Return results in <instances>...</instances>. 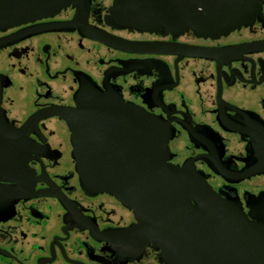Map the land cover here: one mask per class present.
<instances>
[{
    "label": "flooded vegetation",
    "instance_id": "1",
    "mask_svg": "<svg viewBox=\"0 0 264 264\" xmlns=\"http://www.w3.org/2000/svg\"><path fill=\"white\" fill-rule=\"evenodd\" d=\"M242 1L246 22L221 34L128 24L142 0H80L0 28V264H168L126 198L83 183L72 110L87 82L162 120L168 163L264 220V0ZM102 114L95 150L129 149L125 113ZM180 229L193 263L227 259L206 224Z\"/></svg>",
    "mask_w": 264,
    "mask_h": 264
},
{
    "label": "water",
    "instance_id": "2",
    "mask_svg": "<svg viewBox=\"0 0 264 264\" xmlns=\"http://www.w3.org/2000/svg\"><path fill=\"white\" fill-rule=\"evenodd\" d=\"M78 1L0 0V28L20 25L24 18L36 14L54 15ZM141 3L146 13L128 24L143 28L159 25L172 32L191 28L205 34L235 29L246 22L242 16L248 9L242 0H142ZM111 111L125 113L122 120L129 125L126 131L116 134L130 136V148L110 150V157L108 154L104 157L103 148H94L93 128L95 121H109L110 118L101 116ZM72 123L78 138V170L85 187L126 198L139 220L135 229L147 233L144 239L158 242L168 264H195L189 252L191 245L186 243L187 234L193 231L180 229L190 224L207 225L205 232L211 235V247L221 249L218 257L227 250L226 260L218 259L211 264H264V220L251 219L232 200L225 204L220 193L187 163L183 166L168 163V141L172 135L158 117L133 103H124L120 94L98 91L87 82L79 93L78 107L72 110ZM195 193L204 194L203 199L211 201L209 210L200 213L191 209ZM144 201L152 204L146 209ZM146 224L159 225V229H145Z\"/></svg>",
    "mask_w": 264,
    "mask_h": 264
}]
</instances>
